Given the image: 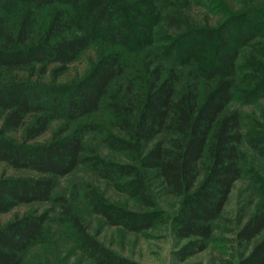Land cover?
Segmentation results:
<instances>
[{"label": "trees", "instance_id": "1", "mask_svg": "<svg viewBox=\"0 0 264 264\" xmlns=\"http://www.w3.org/2000/svg\"><path fill=\"white\" fill-rule=\"evenodd\" d=\"M233 1L235 7L206 1L222 14L209 26L186 15L190 0H0V162L38 174L0 177V213L51 201L57 178L82 164L105 179L125 175L137 188L154 172L178 200L171 232L188 241L177 256L203 250L243 174L240 145L264 153V140L245 133L230 106L241 86L246 101L264 97V0ZM13 3L15 15L4 8ZM157 36L168 44L148 48L139 67L105 45L80 78L56 82L98 37L127 49L150 46ZM99 111L123 135L117 142L131 163L103 165L86 147L85 134L97 127L81 120ZM54 200L92 264H143L98 241L64 196ZM95 206L110 225L140 231L154 222L150 212ZM45 222L32 210L0 226V264H25L34 246L53 245ZM235 235L239 245H251L237 264H264V202Z\"/></svg>", "mask_w": 264, "mask_h": 264}, {"label": "rangeland", "instance_id": "2", "mask_svg": "<svg viewBox=\"0 0 264 264\" xmlns=\"http://www.w3.org/2000/svg\"><path fill=\"white\" fill-rule=\"evenodd\" d=\"M4 1L9 4L10 0ZM190 1L186 10V15L190 19L200 25L217 24L222 14L218 15L207 9L205 5L207 0ZM225 1L232 6L235 5L233 0ZM15 6L13 3V8L8 6L4 8L15 15ZM154 40L150 46H145L143 42L124 49L117 43L107 44L103 38L98 37L86 44L78 59L69 65L67 71L59 76L56 82L66 84L80 78L91 67L105 45L107 50L119 53L127 65L139 67L144 61L143 53L149 50L148 48L156 49L168 44L164 39L160 41V36ZM43 80L49 81V74L46 73ZM239 90L234 92L230 106L240 112L245 133L264 140V97L246 101ZM81 121L92 122L97 127L96 131L85 134L84 143L101 164L110 166L131 163L130 154L117 142L123 135L112 125L107 111H99ZM56 127L57 124L53 123L50 130L38 140L47 139ZM240 158L243 174L234 183L220 216L214 221L210 240L206 242L203 250L185 259L177 256V250L188 240H176L170 224L172 216L177 211L178 200L163 189L154 172H151L143 189L137 188L136 183L125 175L119 174L112 180L105 179L98 176L88 164H82L70 174L57 178L51 201L16 205L10 211L0 213V226L16 216L35 210L45 217L48 231L46 242L49 241L53 245L34 246L29 251L25 264H92L77 248L71 223H63L60 220L61 208L54 199L62 195L90 234L103 245L128 259L143 264H237L240 256L246 254L251 245H239L236 230L254 212L257 204L264 202V153L260 154L246 144H241ZM20 175L38 174L15 169L0 162V177ZM143 192L146 193L147 199L139 198ZM96 203L133 212H150L154 222L150 227L140 231L131 230L123 225H110L97 212Z\"/></svg>", "mask_w": 264, "mask_h": 264}]
</instances>
